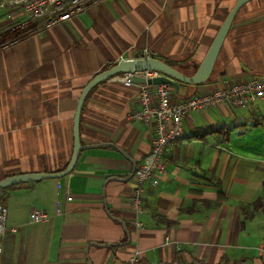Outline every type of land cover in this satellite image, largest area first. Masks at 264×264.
Here are the masks:
<instances>
[{
    "label": "crops",
    "instance_id": "1",
    "mask_svg": "<svg viewBox=\"0 0 264 264\" xmlns=\"http://www.w3.org/2000/svg\"><path fill=\"white\" fill-rule=\"evenodd\" d=\"M236 1L91 0L44 28L1 11L0 39L15 41L0 47V180L64 169L83 88L123 57L150 55L192 73ZM251 76H264V0L238 11L210 80L182 84L175 99ZM138 98L139 86L116 76L96 85L80 132L83 144L97 146L81 152L70 174L0 191L8 207L0 264H129L136 254L139 264H264V211L254 207L264 198V99L188 114L138 214L131 174L153 138L151 124L130 116ZM33 209L49 220L31 222Z\"/></svg>",
    "mask_w": 264,
    "mask_h": 264
},
{
    "label": "built area",
    "instance_id": "2",
    "mask_svg": "<svg viewBox=\"0 0 264 264\" xmlns=\"http://www.w3.org/2000/svg\"><path fill=\"white\" fill-rule=\"evenodd\" d=\"M91 0H0V12L4 11L9 19L16 12L31 23L30 28H44L67 21L71 17L85 11ZM5 27V26H4ZM2 27V28H4ZM9 28V27H5ZM29 28V29H30ZM6 30V29H5ZM2 32V29L0 30ZM15 38L0 39V47L12 44ZM153 79L162 74L154 70L135 73L126 72L116 76L126 86L138 85L139 98L130 116L152 125L153 138L151 150L145 161L135 172V188L132 194V207L141 214L144 208L141 202L144 186L147 182L158 184L160 175L164 172L166 162L164 155L170 144L182 137L184 119L195 110H205L220 104L254 107L264 99V76H251L244 80L223 79L209 93H194L186 98L175 99V87L168 83L148 84L135 83L133 75ZM60 212V211H59ZM8 207L0 201V253L3 252V239L7 231ZM50 215L42 209H33L30 214L31 222L48 221ZM138 227H143L137 222ZM167 242H172L170 237ZM178 244V242H176ZM138 254L130 259L129 264H139Z\"/></svg>",
    "mask_w": 264,
    "mask_h": 264
},
{
    "label": "water",
    "instance_id": "3",
    "mask_svg": "<svg viewBox=\"0 0 264 264\" xmlns=\"http://www.w3.org/2000/svg\"><path fill=\"white\" fill-rule=\"evenodd\" d=\"M251 0H237L233 7L230 9L228 15L220 26L213 42L211 43L206 55L202 59L201 63L197 67L196 71L189 75L184 73L182 70L178 69L174 65L168 63L167 61L150 56L143 55L137 57H123L113 66L97 73L83 88L82 93L78 99L77 108L74 115V126H73V135H74V148L70 161L67 166L59 171L54 172H26L18 173L4 177L0 180V191L7 187L33 182L41 180L44 178H55L62 177L67 174H70L80 157V154L83 150L97 145H85L81 140L80 132V123L82 110L85 103V100L90 93V91L99 83L106 79H110L114 76H117L126 72H139L145 70H154L160 72L162 75L155 77L153 79H145L138 75H133L132 80L135 83H148V84H160L168 83L175 87L176 93L179 92L180 86L182 84H201L210 80L212 73L214 71L220 50L222 45L230 31V28L233 24V21L236 17V14L247 2ZM127 158H130L124 151H122ZM137 170V163L134 162L133 171L131 177L135 175Z\"/></svg>",
    "mask_w": 264,
    "mask_h": 264
},
{
    "label": "trees",
    "instance_id": "4",
    "mask_svg": "<svg viewBox=\"0 0 264 264\" xmlns=\"http://www.w3.org/2000/svg\"><path fill=\"white\" fill-rule=\"evenodd\" d=\"M176 67V66H175ZM178 69H180V68H178ZM197 69V68H196ZM196 69L192 72V73H186V72H184V73H186V74H189V75H191V74H193L195 71H196ZM181 70V69H180ZM254 207H255V209H257V210H263L264 211V198L263 197H258V199L254 202Z\"/></svg>",
    "mask_w": 264,
    "mask_h": 264
},
{
    "label": "rangeland",
    "instance_id": "5",
    "mask_svg": "<svg viewBox=\"0 0 264 264\" xmlns=\"http://www.w3.org/2000/svg\"><path fill=\"white\" fill-rule=\"evenodd\" d=\"M260 151H261V155L264 156V146L261 147Z\"/></svg>",
    "mask_w": 264,
    "mask_h": 264
}]
</instances>
